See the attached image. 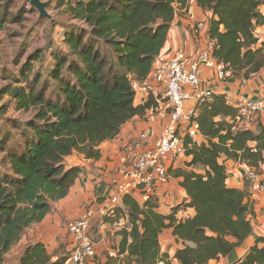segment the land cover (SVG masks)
<instances>
[{
    "label": "trees",
    "instance_id": "obj_1",
    "mask_svg": "<svg viewBox=\"0 0 264 264\" xmlns=\"http://www.w3.org/2000/svg\"><path fill=\"white\" fill-rule=\"evenodd\" d=\"M16 1L0 0V30ZM197 1L214 15L209 32L217 40L215 57L229 64L239 79H249L263 69L264 48L255 49L258 39L254 33L255 27L264 23L260 13L264 0ZM189 3L190 0L70 3L73 19L84 22L87 28L63 32L61 39L70 51L53 59L56 65L50 76L55 90L49 91L45 85L48 81L41 76L33 81L26 77L39 54L23 65L21 75L26 84L15 89V106L18 111L36 113L24 124L7 120L4 114L2 118L7 125L5 132H0V152L5 153V169L0 170V264L6 263L7 255L27 230L43 222L53 205L69 195L82 169L68 166V158L78 155L98 160L103 143L117 138L136 116L143 117L159 107L161 97L153 93L137 106L135 83L145 82L151 74L177 11H188ZM201 111V133L209 143L188 147L192 144L188 139L185 155L193 159L187 168L200 166L205 173L189 169L175 172L183 179L182 187L190 202L176 207L171 215H162L157 212L156 196L144 204L131 195L123 198L129 224L121 231L120 254L128 253L127 264H170L160 244L161 234L170 228L183 245L176 253L180 264H208L226 257L253 233L249 217L254 213L246 201L249 194L227 186V169L220 159L226 156L248 162L260 174L264 128L234 132L228 121L216 122L221 116L235 120L238 114L222 96ZM8 124L21 131L20 144H10L13 137ZM250 143H256V148ZM169 173L173 174L171 165ZM257 196L261 198L259 191L252 197ZM187 207L194 208L196 215L179 221L175 214ZM18 264H68V255L52 261L45 246L37 243L26 247ZM240 264H264V236L256 239V245Z\"/></svg>",
    "mask_w": 264,
    "mask_h": 264
},
{
    "label": "crops",
    "instance_id": "obj_2",
    "mask_svg": "<svg viewBox=\"0 0 264 264\" xmlns=\"http://www.w3.org/2000/svg\"><path fill=\"white\" fill-rule=\"evenodd\" d=\"M260 13L264 17V5L260 7ZM214 15L212 11L204 10L198 4L197 0H190L188 11L179 9L175 20L172 23L168 34L167 42L157 59L155 66L160 58L164 59L172 55L177 50H186L191 55H196L200 49V42L195 38L193 30L194 23L204 22L209 30L210 22ZM255 37L258 39V44L255 49L264 48V23L255 27ZM206 42L203 38L202 43ZM204 47V46H203ZM154 66V68H155ZM204 82H215L214 72L203 67ZM243 80L234 78L225 84H219V96L225 98L226 103L233 107H237V102L241 97L246 99H264V68L254 74L246 83ZM156 97H161L159 107L155 112L147 111L146 115L149 118L145 120L136 116L128 122L121 130L117 138L106 141L100 146L101 157L98 160H85L83 157H75L73 163L75 166L82 169V173L77 179L75 185L71 188L69 195L53 205L52 211L47 215L43 222L32 225L17 244L18 247L26 248L28 245L41 243L45 246L47 253L52 257V261H57L61 257H66L72 248L73 239L69 233L68 225L72 220L80 217L86 209H100V204H103L105 197L109 194V184L118 177V170L125 157V148L134 144L138 136L152 126L155 135L150 138L152 143L158 136L162 134L164 125L169 118V111L166 108V103L162 100V95L153 93ZM143 97L140 93L136 94L135 104L141 105ZM192 106V103H189ZM202 112V111H201ZM228 121L234 132L242 130V126L237 120L231 117H218V121ZM234 124V125H233ZM184 131V129H183ZM198 145L208 144L209 140L203 134L198 136ZM218 142V138L215 140ZM252 148H256V143L249 144ZM192 157L183 155L171 164L172 172L171 180L167 184H158L156 192L157 212L162 215H171L176 207L183 203H189V197L186 190L182 187L183 179L176 177L175 172L180 170H194L199 174H204L203 167L187 168L192 162ZM220 163L227 169V186L233 189L244 190L249 194L246 201L250 204L253 210V216L250 220L253 227L252 235L231 254L226 257H221L217 260V264H240L249 254L252 247L256 245V239L264 236V202L259 196L252 197L250 182L245 177L242 169L243 163L222 156ZM261 181L264 183V163L260 167ZM134 198L144 204L145 200L139 196ZM196 215L194 208L187 207L178 211L175 217L179 221H185ZM128 215L123 209H119L115 216L102 218L100 215L94 220L92 237L96 244L97 255L93 261L87 264H127L126 258L128 253L120 254V247L123 241L121 231L128 227ZM160 244L162 255L167 256L170 264H180L176 258L178 250L183 248L182 243L177 241L173 235V229H166L160 236ZM21 248L13 247L7 255L5 264H18L22 253ZM14 257V260L10 258ZM10 261V262H9Z\"/></svg>",
    "mask_w": 264,
    "mask_h": 264
},
{
    "label": "built area",
    "instance_id": "obj_3",
    "mask_svg": "<svg viewBox=\"0 0 264 264\" xmlns=\"http://www.w3.org/2000/svg\"><path fill=\"white\" fill-rule=\"evenodd\" d=\"M193 33L200 42L196 55H191L185 49L177 50L169 57L160 58L145 82L135 83L136 94L140 93L143 97L141 103L145 102L151 93L162 95L169 111L168 121L162 134L152 143L150 138L155 133L150 126L138 136L134 144L125 148L124 162L114 172L119 175L109 184V194L104 198V203L100 204V209H86L80 217L69 222L68 230L73 243L68 255V264H87L94 259L97 250L92 230L98 215L102 218L115 216L123 206L125 196H139L147 201L156 196L158 184L169 183V166L185 154V141L192 140V144L188 146L191 147L201 135V108L219 96V84L234 79L230 65L215 57L217 40L211 38L204 22L196 21ZM203 38L206 39L204 43ZM203 67L214 72L216 83L204 82ZM189 103H192V106H189ZM238 109V121L243 129L258 130L259 126L264 128V99L241 97ZM142 118L145 120L149 117L145 114ZM243 164V176L250 182L251 194L259 191L264 202V183L261 181V175L247 162ZM208 264H217V260Z\"/></svg>",
    "mask_w": 264,
    "mask_h": 264
},
{
    "label": "rangeland",
    "instance_id": "obj_4",
    "mask_svg": "<svg viewBox=\"0 0 264 264\" xmlns=\"http://www.w3.org/2000/svg\"><path fill=\"white\" fill-rule=\"evenodd\" d=\"M29 1L17 0L10 8L5 27L0 30V132L2 134L7 125L5 121L2 122L4 115L7 120L24 124L32 120L36 113L35 110L18 111L15 106L16 101L13 93L15 89L26 84L21 75L23 65L29 61L30 57L39 54L38 59L31 64V70L27 72L26 77L33 81L36 77L41 76L43 81H48V85L45 82L47 89L55 90L56 84L53 83L50 76L56 65L53 59L59 53L70 51L65 46L64 40L61 39L63 34L74 27L87 28L84 22L73 19L69 12L70 3L75 5L79 1L87 0H42L51 2L47 8L51 18L42 20L39 18L38 11L30 5ZM15 21L17 22L14 23ZM6 90L9 92L4 93ZM8 132L13 137L10 144L12 141L18 144L22 142V133L18 128H13L11 124H8ZM75 157L80 156L75 155L68 158V166L74 165ZM4 169L5 153L0 152V170ZM21 245L19 247L15 245L14 248H21ZM23 249L21 248V251ZM10 260L13 261L14 257Z\"/></svg>",
    "mask_w": 264,
    "mask_h": 264
},
{
    "label": "water",
    "instance_id": "obj_5",
    "mask_svg": "<svg viewBox=\"0 0 264 264\" xmlns=\"http://www.w3.org/2000/svg\"><path fill=\"white\" fill-rule=\"evenodd\" d=\"M30 5L35 8L39 13V18L42 19H50L51 16L47 11V8L50 6L51 2H43L42 0H30Z\"/></svg>",
    "mask_w": 264,
    "mask_h": 264
},
{
    "label": "clouds",
    "instance_id": "obj_6",
    "mask_svg": "<svg viewBox=\"0 0 264 264\" xmlns=\"http://www.w3.org/2000/svg\"><path fill=\"white\" fill-rule=\"evenodd\" d=\"M209 30H210V26H209ZM233 75H234V74H233ZM253 75H254V74H252L251 77H252ZM251 77H250V78H251ZM234 78H235V76H234ZM250 78H249V79H250ZM241 80H243V81H242V83H243L244 81L247 82L248 79L241 78ZM263 90H264V89H263ZM215 98H216V97H215ZM215 98H214V99H215ZM238 103H239V101L237 102V107H236V109H237V111H238L237 118H236L237 122H239V121H238V117H239ZM242 130H245V129H242ZM201 134H202V133H201ZM187 140H188V139H187ZM187 140H186V141H187ZM189 140H190V139H189ZM191 141H192V140H191ZM195 144L198 145V142L196 141ZM184 155H185V154H184ZM240 163H241V162H240ZM247 163H248V162H247ZM248 164H249V163H248ZM145 202H146V201H145Z\"/></svg>",
    "mask_w": 264,
    "mask_h": 264
}]
</instances>
